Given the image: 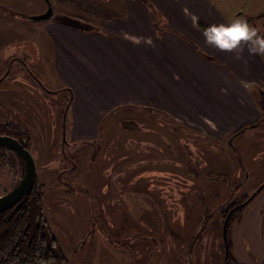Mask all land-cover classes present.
I'll return each mask as SVG.
<instances>
[{"label": "rangeland", "instance_id": "obj_1", "mask_svg": "<svg viewBox=\"0 0 264 264\" xmlns=\"http://www.w3.org/2000/svg\"><path fill=\"white\" fill-rule=\"evenodd\" d=\"M17 2V6H0V73L6 71L0 81V134L18 139L25 133L42 194L43 217L64 253L65 264H224L226 227L221 212L244 197L252 199L242 203L239 219L229 226L230 243L238 227L251 236L249 248L258 253L259 247L264 250L262 239L259 247L254 243L264 238V120L254 127L242 125V133L222 140L213 138L214 133L199 135L198 129L180 127L169 114L154 109L153 102L148 106L135 102L139 94L129 90L143 79L140 62L129 63L130 76L128 62L122 64L125 74L118 71L122 76L115 77L116 65L108 57L114 51L93 46L91 57L112 68L110 74L104 73L99 62L93 64L77 52L84 46L60 45L56 40L49 45L38 29L45 21L30 19L41 15L43 0ZM113 2L110 10L106 0L59 2L50 20L64 19L70 26L98 30L99 17L124 13L125 0ZM193 3L200 11L197 26L203 31L211 24L241 17L264 35V0ZM167 25L156 21L151 34L166 32L167 36L176 29ZM23 50L33 54L27 69L14 60L23 58ZM66 54L70 63L79 58L85 65L84 75L76 64L78 71L62 59ZM212 67L218 64L213 62ZM91 77L104 85L96 82L95 88L88 89ZM196 78L216 86L201 92L199 98L183 94L180 109L187 117L203 111L202 97L228 103L226 95L232 91L224 83L228 77ZM257 112L263 113L259 108ZM239 118L245 116L235 120ZM155 145L163 150L161 156L154 152ZM242 148L251 149L252 155L248 157ZM13 154L0 150V196L23 173ZM141 154L149 163L141 164ZM170 158L181 163L179 172L187 167L189 176L172 174ZM158 159L162 162L156 167Z\"/></svg>", "mask_w": 264, "mask_h": 264}, {"label": "crops", "instance_id": "obj_2", "mask_svg": "<svg viewBox=\"0 0 264 264\" xmlns=\"http://www.w3.org/2000/svg\"><path fill=\"white\" fill-rule=\"evenodd\" d=\"M65 1L68 0H55L54 3H50V6L52 4V15L48 20H45L44 26L38 28L42 29L49 45L50 43L52 45L53 41L56 40L60 45L68 43L79 47L84 46L85 49L80 47L79 50L76 49L77 52L93 64L99 62L103 72H108L109 74L112 68L110 70L109 68L106 69L100 60L91 57L95 54L89 50H92L94 46L96 49L101 48L103 52L114 51L108 57L116 65L115 77L122 76L121 73L125 74L122 72V64L126 62L129 64L133 60L134 62H140L139 64L143 68L139 70L142 71L143 79L139 81L138 85L134 86V89L129 90V92L139 94V98L135 102L144 104V106H148L149 102H153L154 109L158 108L160 111L169 114L175 120L174 124L177 122L180 127L185 129H198L200 131L198 132L199 135L214 133L216 137L213 138H219L218 140H222L229 135L240 134L243 126L253 125L254 127L255 123L264 120L262 115L257 112L258 97L256 98V94L262 93V88L264 87V63L262 57L249 51L250 44L242 43L238 49L232 52H222L207 45L204 38L199 37L203 36L204 31L197 26L200 11L197 10V7H193L195 5L193 3L194 0H125L123 14L99 17L100 25L98 30L91 31L81 29V27L76 25H67L64 19L55 20V23H51L53 20L50 19L55 13L54 4L59 2L63 4ZM90 1L96 3L101 0ZM4 2L2 4L0 0V6L8 4L12 6L18 5L17 0H4ZM43 2L45 3L44 0ZM113 3V0H106L105 6H108L109 10L113 9L115 6V3ZM44 7H40L41 12L39 14H43L47 10L46 3ZM158 20L165 21L169 24L167 26L175 27L176 29L172 30V33L167 32V36H164L166 32L158 35L156 32L155 35L151 34L153 32L152 27H155ZM1 24L3 25V22ZM179 27L183 31H180ZM30 45L35 48L34 44ZM112 45L114 49H112ZM140 50L143 54L139 53ZM22 57V59L21 57H16L14 60L24 65L27 69L26 66L28 65L26 62L33 58V54L23 50ZM62 59L66 60L73 70L78 71L79 69L80 74L84 75L85 65L82 64L79 58H72L75 63L68 61L67 54ZM213 62H216L218 67L213 68ZM58 68H60V65H54V69ZM128 68V76H130V64ZM60 72L63 73L59 70ZM4 73H0V81ZM55 73L59 74L56 71ZM5 75L7 76L8 74L6 73ZM211 75L228 77L229 80L224 81L232 89L230 94L226 95L227 101L229 100L228 103H212L204 101L202 97L200 100L203 111L187 117V113L180 109V107H184L181 103L183 94L188 93L199 98L201 92L205 90L206 93L211 86H216V83L198 80L196 77H209ZM91 78L87 80V88L89 89L90 87L92 90L97 85L96 82L99 84L101 81L95 78L91 80ZM64 85L68 86L65 83ZM100 85L104 84H99L98 86ZM220 93H223L222 89H220ZM120 102L122 103V100ZM69 107L70 105H68V109ZM235 107L239 108V112L233 111ZM210 114L218 118L215 119ZM243 115L245 118L235 120V117ZM199 122L203 123V125ZM94 138L89 139L92 140ZM202 138L204 137L202 136ZM81 141L89 140L88 138H82ZM250 145L255 149L254 145ZM242 149L245 150L248 157L252 155L251 149ZM154 152L156 155L160 153V156L163 154V150L158 145H155ZM141 156V164L149 163L143 154ZM161 162L162 159L155 161L156 167L161 165ZM238 162L241 165V160ZM169 164L173 166L172 174L183 172L185 176H189L187 173H190V171L187 167L179 172L182 166L178 159L175 158L174 161V159L170 158ZM163 229L162 227L159 232ZM257 230H260V226L257 227ZM244 233L245 230H238V227L232 233L231 253L233 258L238 264H258L263 262L264 250L259 245L261 239L264 242V238L254 239V243L260 249L258 253V249L253 251L249 248L251 236ZM257 254L259 256L258 259H256ZM241 256L246 261L242 262Z\"/></svg>", "mask_w": 264, "mask_h": 264}, {"label": "trees", "instance_id": "obj_3", "mask_svg": "<svg viewBox=\"0 0 264 264\" xmlns=\"http://www.w3.org/2000/svg\"><path fill=\"white\" fill-rule=\"evenodd\" d=\"M262 60L264 63V57H262ZM68 105H70V101L67 108ZM257 105L263 112L262 117L264 118L263 93H259ZM24 135H21V139L16 140L28 149V139ZM0 150L6 149L0 148ZM15 157L23 168L21 160L17 155ZM251 199V197H244L241 202H235L221 212L226 227L225 243L227 252L224 256V264H238L231 254L228 228L239 219L241 204ZM42 263L65 264V256L46 225L42 210V194L35 182L32 192L22 199L21 205L0 212V264Z\"/></svg>", "mask_w": 264, "mask_h": 264}, {"label": "clouds", "instance_id": "obj_4", "mask_svg": "<svg viewBox=\"0 0 264 264\" xmlns=\"http://www.w3.org/2000/svg\"><path fill=\"white\" fill-rule=\"evenodd\" d=\"M205 43L222 52H232L242 43L250 52L264 57V35L260 29L241 17H230L227 23L211 24L203 32Z\"/></svg>", "mask_w": 264, "mask_h": 264}, {"label": "water", "instance_id": "obj_5", "mask_svg": "<svg viewBox=\"0 0 264 264\" xmlns=\"http://www.w3.org/2000/svg\"><path fill=\"white\" fill-rule=\"evenodd\" d=\"M47 4L45 13L33 16V21H45L52 15V8L48 0H44ZM0 148L13 152L21 160L23 165V173L16 185L7 193L0 196V212L11 207L12 205H21L22 199L28 196L36 182V170L34 160L29 151L23 147L16 139L0 135ZM242 206L244 204H241Z\"/></svg>", "mask_w": 264, "mask_h": 264}, {"label": "flooded vegetation", "instance_id": "obj_6", "mask_svg": "<svg viewBox=\"0 0 264 264\" xmlns=\"http://www.w3.org/2000/svg\"><path fill=\"white\" fill-rule=\"evenodd\" d=\"M0 135H2V134H0ZM28 150V149H27ZM9 151V150H8ZM11 152V151H10ZM13 153V152H12ZM14 206H16V205H12L11 207H9V208H13ZM42 264H50V263H42Z\"/></svg>", "mask_w": 264, "mask_h": 264}]
</instances>
